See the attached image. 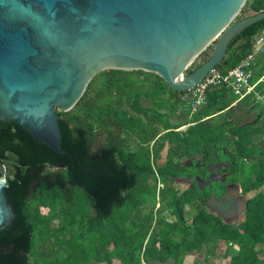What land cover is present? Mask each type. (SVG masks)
<instances>
[{
	"label": "trees",
	"instance_id": "obj_1",
	"mask_svg": "<svg viewBox=\"0 0 264 264\" xmlns=\"http://www.w3.org/2000/svg\"><path fill=\"white\" fill-rule=\"evenodd\" d=\"M262 11L264 0H246L239 12L244 16L237 15L235 20ZM262 29L264 19L244 28L229 42L215 69L225 74L238 65ZM254 63L251 83L261 80L248 96L233 104L237 96L225 83L209 86L204 104L192 113L191 121L190 108L182 99L184 91L170 89L157 74L117 69L96 74L73 108L56 111L67 147L78 154L73 171L69 157L57 161L41 152L33 156L15 136L13 124L0 125V133L10 130L13 140L0 149V164L7 172L4 187L12 188L23 220V230L9 239L5 250L0 249V264H34L30 257L34 233L46 221L42 209L54 217L57 212L62 215L75 205L79 194L91 212L81 216L86 232L79 236L70 231L73 215L61 229L63 233L69 225L62 241V264H91L93 257L105 264L164 263L168 259L181 264L186 253L202 250L206 256L228 258V264H264V192L257 191L264 186V147L259 144L264 140V115L261 102L254 101L256 94L264 97V52L255 56ZM197 66L193 63L185 75ZM144 100L153 107L145 106ZM238 106L258 108L253 122L236 121L233 111ZM177 113L187 121L172 123ZM181 126L186 127L179 130ZM132 139L137 141L134 147ZM163 150L164 161H159ZM194 157L203 162L186 167L184 160ZM215 161L229 163L224 171L231 172L230 183L239 179L242 194L257 191L246 200L240 223L224 222L205 208L212 194L225 193L224 184L213 182L212 188L200 190L193 181L181 192L173 187L176 178L200 176L202 168L207 174ZM148 180L158 181L163 195L159 208H152L155 215L152 210L142 213L144 202L136 197ZM188 209L193 213L187 219ZM104 231L108 238L103 242ZM85 239L92 241L94 256L83 250L76 253L82 243L78 242Z\"/></svg>",
	"mask_w": 264,
	"mask_h": 264
},
{
	"label": "water",
	"instance_id": "obj_2",
	"mask_svg": "<svg viewBox=\"0 0 264 264\" xmlns=\"http://www.w3.org/2000/svg\"><path fill=\"white\" fill-rule=\"evenodd\" d=\"M245 2L0 0V125L13 124L33 156L69 157L73 171L78 154L67 147L57 110L73 108L91 79L107 69L151 72L170 89L192 88L221 62L236 35L264 19L262 11L235 20ZM213 42L207 59L185 75ZM11 141L10 130H2L0 149ZM5 174L0 164L3 250L23 230ZM194 181L198 188L204 184L198 176Z\"/></svg>",
	"mask_w": 264,
	"mask_h": 264
},
{
	"label": "rangeland",
	"instance_id": "obj_3",
	"mask_svg": "<svg viewBox=\"0 0 264 264\" xmlns=\"http://www.w3.org/2000/svg\"><path fill=\"white\" fill-rule=\"evenodd\" d=\"M247 15V14H245ZM238 16H244L242 14H238ZM213 44H210L208 46V48L204 51H206V54L201 56V57H197L193 63L196 62V64H201L203 62V59L206 58L209 53L212 50ZM203 51V52H204ZM192 63V64H193ZM191 64V65H192ZM190 65V66H191ZM100 73V72H99ZM144 105L150 106V102L148 100H144ZM186 106L187 103L185 102ZM185 106V107H186ZM243 108V109H242ZM258 111V108H251V107H247V109H245V107L243 106H238L236 108H234V114L236 117V121L239 124L242 123H248V122H253V114L255 112ZM172 122L174 124L176 123H184L185 121H187V118L185 117V115H180V116H175L172 119ZM193 120V114L190 113L188 115V121ZM185 128V126H183V129ZM180 130V129H179ZM96 144L94 145L93 148H95ZM132 146L134 147L135 144L132 141ZM165 158V150H163L161 152V158L159 161H163V159ZM7 174V172H6ZM5 174V176H6ZM187 184V183H186ZM185 183L184 184H180V182L175 181L173 186L177 189H181L186 187ZM262 189L264 190V187H262ZM251 193H254V191H252ZM162 193L159 192V186H158V181H152V180H148L147 184L145 185H141L140 190L136 191V197L140 198L141 200H143V204H142V213H146L149 210H152V208L158 209L159 208V204L162 198ZM235 201L238 200L237 196L234 195ZM244 200V197H241ZM242 199H240L241 201H243ZM241 201L239 202V204L241 205ZM157 205V206H156ZM232 204H230L231 206ZM235 207V206H234ZM238 207H236L237 210ZM69 210L64 212L62 215H60L58 212L57 214L54 216L49 215L47 209H42L43 212H45V218L46 221L43 224H40L39 227L36 228L35 233H34V237H33V248L31 250V255L30 257L32 258V261L34 262V264H62V261L60 260L62 254H63V239H64V232L67 231L69 229V225H67V229H64L63 233L61 232V229H63V227L66 226L67 221L71 220V216L73 215V223L74 226L71 228L70 227V231H72V236L76 237L79 236L82 232H86L85 230V226H83L81 224L80 218L81 216H86L87 214H89V212H91L89 205L86 203L84 197L82 194L78 195V198L76 200V203L74 206H71V208H68ZM129 209H127L126 211H128ZM153 214L155 215V211L154 209L152 210ZM193 213L192 209H188V213L186 215L187 219L190 218L189 216H191V214ZM131 219L130 217V210H129V214H128V221ZM126 220V223L128 222ZM108 221H104V225L107 226ZM128 224V223H127ZM83 226V228H82ZM154 227V225H152ZM57 228H59V231H55ZM155 231H158L159 227H154ZM100 233L101 231H98V236L100 237ZM103 237L102 240L103 242L105 241V239L108 238L107 236V232L104 231L103 233ZM82 242V243H80ZM78 243H80L77 247H76V253L80 254V251L83 250L85 251V253L88 256H94V252L92 251V241H89L88 239L85 240H80ZM98 242H96L97 244ZM185 258V256L182 257V261ZM94 260V257L90 260L91 262ZM181 260V259H179ZM181 261V263H182ZM116 264V263H115Z\"/></svg>",
	"mask_w": 264,
	"mask_h": 264
},
{
	"label": "built area",
	"instance_id": "obj_4",
	"mask_svg": "<svg viewBox=\"0 0 264 264\" xmlns=\"http://www.w3.org/2000/svg\"><path fill=\"white\" fill-rule=\"evenodd\" d=\"M251 44V52L238 65L230 68L225 74L213 68L196 85L184 90L182 99L188 104L190 113L196 112L198 107L204 104L205 90L209 86L225 83L231 89V92L237 96L233 104H236L254 90L257 82L261 80L259 79L255 83H251L254 73L255 56L264 52V29L251 40ZM254 101L257 103L261 102L262 113L264 115V97L256 94Z\"/></svg>",
	"mask_w": 264,
	"mask_h": 264
},
{
	"label": "flooded vegetation",
	"instance_id": "obj_5",
	"mask_svg": "<svg viewBox=\"0 0 264 264\" xmlns=\"http://www.w3.org/2000/svg\"><path fill=\"white\" fill-rule=\"evenodd\" d=\"M147 107H153V104L151 103L150 106L147 105ZM180 130H182V129H180ZM132 141L136 145L137 141L135 139H132L130 141L131 146H132ZM259 144L261 147H264V140H262ZM192 160L197 162V164H194L192 162ZM200 162L201 163L203 162V160L201 161L200 157H194V158H191L190 160H184L183 163L185 164L186 167H192V166L198 167ZM224 163H227L228 165L225 166ZM228 168H229L228 162H226V161H215L209 165V169H208L207 174L202 173V169H203L202 168L200 170L201 171L200 176L194 175L193 178L191 179L190 175L187 174L183 177H179V178H176L174 180V182L177 181V182H180V184H184V183L186 184L187 183L186 187L181 188V189H177L174 186L173 187L178 192H181V191L185 190L194 181L195 176H198L204 180L203 181L204 184L202 185V187L198 188L200 190H202L205 187H208L207 185H205L206 181H210L211 188H212L213 182H216V183L220 182V183L224 184L225 185V193L220 197H217L216 194H212V196L207 201L205 208H206V210H208V212H211L212 214H215V215H219L221 218L222 217L228 218V217H230V214L232 212L233 213L235 212L233 214V215H235L234 220L238 221L237 223H240L241 221L244 220V216H245L244 209H245L246 200L248 198H250V196H252L257 191L264 192V190L262 189V187H264V186L258 188L257 191H254V193H251L252 191H250V192L242 194L239 179H237L235 183L229 182V179L231 177V172L224 171V169H228ZM211 176L216 177V180L210 179ZM174 182H173V184H174ZM234 195L237 196L238 200L235 201ZM241 197H244V200ZM240 199H242L243 201H241ZM240 201H241V205L239 204ZM230 204H232V205L230 206ZM236 207H238L237 210H236Z\"/></svg>",
	"mask_w": 264,
	"mask_h": 264
},
{
	"label": "crops",
	"instance_id": "obj_6",
	"mask_svg": "<svg viewBox=\"0 0 264 264\" xmlns=\"http://www.w3.org/2000/svg\"><path fill=\"white\" fill-rule=\"evenodd\" d=\"M180 115H183V114L177 113L173 117L180 116ZM181 127L183 128V126H181ZM163 161H164V159H163ZM157 205H159V204H157ZM234 213L232 212L230 214V217H228V218L222 217L223 221L227 222L229 224H237L238 221L234 220L235 219V215H233ZM184 256H185V258L183 259L181 264H228V261H229L228 258H221V257H217V256H206L204 250L199 251V252L198 251L189 252V253H186ZM91 264H105V263H101V262H97L96 260H93L91 262ZM151 264H174V260L168 259L164 263L153 261Z\"/></svg>",
	"mask_w": 264,
	"mask_h": 264
},
{
	"label": "bare ground",
	"instance_id": "obj_7",
	"mask_svg": "<svg viewBox=\"0 0 264 264\" xmlns=\"http://www.w3.org/2000/svg\"><path fill=\"white\" fill-rule=\"evenodd\" d=\"M195 58V57H194Z\"/></svg>",
	"mask_w": 264,
	"mask_h": 264
}]
</instances>
